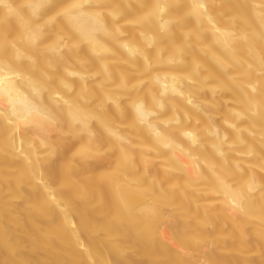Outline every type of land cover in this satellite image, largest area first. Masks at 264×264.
I'll list each match as a JSON object with an SVG mask.
<instances>
[{"label":"bare ground","instance_id":"obj_1","mask_svg":"<svg viewBox=\"0 0 264 264\" xmlns=\"http://www.w3.org/2000/svg\"><path fill=\"white\" fill-rule=\"evenodd\" d=\"M0 264H264V0H0Z\"/></svg>","mask_w":264,"mask_h":264}]
</instances>
